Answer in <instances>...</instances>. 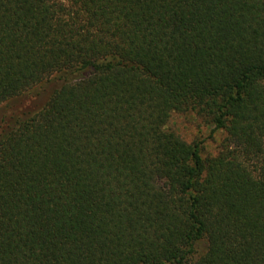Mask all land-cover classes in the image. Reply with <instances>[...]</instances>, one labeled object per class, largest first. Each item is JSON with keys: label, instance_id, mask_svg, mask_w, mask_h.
Masks as SVG:
<instances>
[{"label": "trees", "instance_id": "trees-1", "mask_svg": "<svg viewBox=\"0 0 264 264\" xmlns=\"http://www.w3.org/2000/svg\"><path fill=\"white\" fill-rule=\"evenodd\" d=\"M4 105L0 264H264V0H0Z\"/></svg>", "mask_w": 264, "mask_h": 264}, {"label": "rangeland", "instance_id": "rangeland-1", "mask_svg": "<svg viewBox=\"0 0 264 264\" xmlns=\"http://www.w3.org/2000/svg\"><path fill=\"white\" fill-rule=\"evenodd\" d=\"M57 85V81L48 83L44 88L33 89V91L9 100V112L6 113L7 106L4 105L0 109V118L6 113L14 110L23 111L28 108H36L41 106L47 99L51 89ZM166 128L178 133L184 140L193 142L196 140L202 141V155L207 157L218 152L222 142L226 137V132L223 129H215L214 125L205 122L202 118L196 115L195 112H173L166 124ZM200 252L205 248L200 245Z\"/></svg>", "mask_w": 264, "mask_h": 264}]
</instances>
